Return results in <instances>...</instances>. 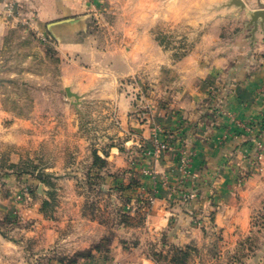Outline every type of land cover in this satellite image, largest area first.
I'll use <instances>...</instances> for the list:
<instances>
[{"label": "crops", "instance_id": "crops-1", "mask_svg": "<svg viewBox=\"0 0 264 264\" xmlns=\"http://www.w3.org/2000/svg\"><path fill=\"white\" fill-rule=\"evenodd\" d=\"M94 1L105 2L0 0V74L6 71L8 78L14 76L8 70L14 62L10 53L20 50H26L21 66L31 65L28 47L31 41L37 46L34 39L38 48L41 45L26 30L27 21L33 20L39 34L48 36L60 54L61 87L69 77L79 106L100 103L98 114L112 123L101 129L99 144H90L88 138H79L76 145L59 143L55 147L61 152L54 158L65 152L78 162L81 150H86L92 160L95 152L105 161L106 181L131 182L134 206L128 207L129 212L141 213L144 219L133 228L119 227L131 237L111 240L109 225L83 216L75 192L61 199L50 218L42 211L39 193L25 207H10L13 183L23 178L11 174L0 183V218L7 219L0 221V264H30L52 246L59 252L71 247L73 252L75 246L87 248L105 235L106 248L92 249L76 258L75 264H155L148 249L163 231L176 242L189 243L214 227L237 240L251 229V215L263 200L264 21L259 18L254 23L252 15L264 9V0H200L216 4L218 10L193 23L199 26L194 31L198 40L179 60L167 62V76L151 77L142 111L134 103L138 87L128 80L138 76L137 61L129 58L140 47L125 45L124 57H109L102 65L99 56L92 58ZM168 10L172 11L167 12V20L174 19V4ZM178 20L184 35L191 36L192 29L185 26L192 25L190 14L184 11ZM151 47L156 54L150 67L157 74L162 68L160 49ZM63 55L71 65H63ZM115 61L118 71L112 68ZM35 67L40 68V63ZM14 98L0 86V148L8 150L6 157L12 164L21 153L24 157L31 150L44 153L47 149L46 129L33 118L41 112L32 113L30 104L17 111L11 102ZM78 129L76 122L72 132ZM70 178L75 180L74 176L59 180Z\"/></svg>", "mask_w": 264, "mask_h": 264}, {"label": "rangeland", "instance_id": "rangeland-1", "mask_svg": "<svg viewBox=\"0 0 264 264\" xmlns=\"http://www.w3.org/2000/svg\"><path fill=\"white\" fill-rule=\"evenodd\" d=\"M103 1L105 2L94 1L91 4L96 13L92 25V46L95 48L92 58L99 56L102 65V60H107L109 57L123 56L125 45L140 47L139 51L129 58L131 61H137L134 71L138 76L128 79L131 81L129 85L138 87L133 93L134 103L139 109L143 107L145 95L150 93L151 77L154 75L166 77L167 62L179 60L196 44L198 32L194 33V31L199 26L193 23L198 22V17L218 10L216 4L200 3V0H185L188 1L185 2L186 4H183L182 0ZM173 4L172 13H175V17L167 20L166 14L172 11L168 9ZM184 11L190 14L192 25L185 26L192 29L191 36L184 35L182 20H178ZM33 24V20L27 21L26 30L38 38L41 45L38 48V42L34 39L37 46H33L31 41L28 47L32 53L31 65L25 68L21 66L26 50L10 53L14 62L9 64L11 68L8 70L14 72V76L8 78L7 72L3 71L0 74V86L2 90L15 94L11 102L17 111L26 110L30 104L32 113L41 112V115L33 118L39 120L46 129L47 149L44 153L31 150L30 153H25L24 157L21 153L18 162L12 164L8 163L10 156L6 157L8 150L0 148V183L6 182L7 176L11 174L24 178L13 183L14 189L10 194L13 204L10 207H25L31 196L39 193L42 211L50 218L54 216L61 199L70 197L75 192L81 198L83 216H88L100 224L109 225L111 240L124 235L131 237L129 232L124 234V231H119V227L133 228L140 225L144 219L141 213L133 215L129 212L128 207L134 206L130 201L134 193L131 182L125 184L124 179L106 181L105 174H102L103 167L93 165V155L90 160L86 150H81L79 154L81 158L78 162L76 158L68 157L64 151L63 154L59 153L61 157L54 158V154L60 151L55 147L59 143L76 145L79 138L85 140L88 138L90 144H99L101 129L112 123L106 122L105 117L98 114L102 109L100 103L89 102L83 107L79 106L81 101L68 83L69 77L64 80L66 83L61 87L58 78L60 54L53 41L45 34V36L40 35L39 28ZM152 45H159L160 49L158 59L162 63V68L157 74L152 73L154 69L150 67V59L156 54L152 51ZM61 57L64 66L71 65L68 57L65 55ZM38 63L40 68L35 67ZM112 66L117 71L120 69L116 61ZM29 72L31 76H28ZM39 74L41 78L37 77ZM23 80L28 82L27 85H23L24 87L21 83ZM120 82L124 84L125 80ZM73 114H76L75 121L71 120ZM76 122L79 129L72 132ZM71 176H74L75 180L71 178L59 180ZM14 215L16 217V214ZM0 221L7 219L0 218ZM250 225L249 232L237 240L233 238L235 235L231 238L230 233L225 235L223 231L214 227L209 228L200 240L189 243L176 242L172 235L163 231L148 250L155 264H264V197L259 209L251 215ZM131 239H128V244L133 243ZM106 240L105 235L87 248L79 249L80 247L75 246L76 250L73 252L71 247L59 252L52 246L45 251L41 259L36 258L30 264H75L76 258L84 256L92 249L106 248ZM103 241L105 242L102 243Z\"/></svg>", "mask_w": 264, "mask_h": 264}, {"label": "water", "instance_id": "water-1", "mask_svg": "<svg viewBox=\"0 0 264 264\" xmlns=\"http://www.w3.org/2000/svg\"><path fill=\"white\" fill-rule=\"evenodd\" d=\"M235 3L238 4V2H235ZM259 18L264 21V9H258L256 11H254V13L252 15V19H253L254 23H256V21Z\"/></svg>", "mask_w": 264, "mask_h": 264}, {"label": "trees", "instance_id": "trees-1", "mask_svg": "<svg viewBox=\"0 0 264 264\" xmlns=\"http://www.w3.org/2000/svg\"><path fill=\"white\" fill-rule=\"evenodd\" d=\"M93 165H97L98 167H104L105 161L101 157H99L95 152H93ZM129 218V217H127Z\"/></svg>", "mask_w": 264, "mask_h": 264}, {"label": "built area", "instance_id": "built-area-1", "mask_svg": "<svg viewBox=\"0 0 264 264\" xmlns=\"http://www.w3.org/2000/svg\"><path fill=\"white\" fill-rule=\"evenodd\" d=\"M161 146L163 147V145H161ZM187 167H188V164H184L183 165V168H184V172L185 173H188Z\"/></svg>", "mask_w": 264, "mask_h": 264}]
</instances>
